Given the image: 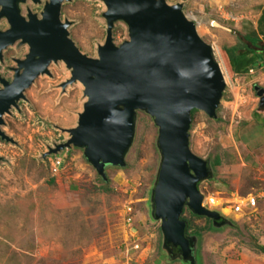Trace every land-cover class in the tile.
Listing matches in <instances>:
<instances>
[{"label":"rangeland","instance_id":"374dc122","mask_svg":"<svg viewBox=\"0 0 264 264\" xmlns=\"http://www.w3.org/2000/svg\"><path fill=\"white\" fill-rule=\"evenodd\" d=\"M39 1L19 2L20 14L25 16L28 8L39 17L47 0ZM164 1L180 6L198 37L212 48L214 60L215 52L246 31L264 5V0ZM104 11L101 0L61 2L59 19L69 23L67 36L87 57L96 58L103 43ZM6 28L1 17L0 31ZM110 34L111 42L120 44L127 40L126 25L114 21ZM26 52V44L17 41L2 49V79L12 78L13 59L22 60ZM47 72L35 77L23 90V99L2 115L0 130L12 142L0 139V264H184L162 248L159 221L150 216L149 196L160 160L151 117L134 112L123 165L105 166L102 179L82 148L69 146L48 154L68 139L66 130L76 125L85 97L77 81L65 84L69 70L61 61L50 62ZM223 78L220 100H232L229 91L235 89ZM243 93L254 97L250 87ZM220 100L214 119L199 110L190 113L188 147L211 168V178L198 182V190L227 206L238 196L264 195V163L242 159V136L253 137L256 127L253 121L241 127L243 119L230 114ZM54 157L61 163L52 174L49 161ZM214 159L218 164L212 166ZM223 213L224 222L213 225L183 207L180 218L186 221L185 235L192 238L194 264H264V196L257 198L253 210L233 214L226 207ZM133 243L137 249L131 248Z\"/></svg>","mask_w":264,"mask_h":264},{"label":"water","instance_id":"95a60500","mask_svg":"<svg viewBox=\"0 0 264 264\" xmlns=\"http://www.w3.org/2000/svg\"><path fill=\"white\" fill-rule=\"evenodd\" d=\"M24 0H0V18L7 28L0 31V51L19 40L27 46L16 60L12 79L0 78V126L2 115L23 99V90L40 74H48L50 62L61 61L69 70L65 84L77 81L85 101L76 125L67 129L68 139L48 150L57 153L69 146L82 148L86 161L104 179L105 166H122L133 136L136 110L148 114L157 127L156 147L160 156L150 191V216L159 221L162 248L171 259L194 264L192 238L185 235L183 207L220 225L224 218L201 205L197 184L211 178L208 162L188 147L191 110L214 119L224 90V78L195 25L180 6L164 0H101L105 11V35L96 58L82 54L68 38V21L59 19L62 1L47 0L39 17L18 12ZM33 3L38 0H30ZM116 20L126 25L127 40L111 42ZM20 69V72L18 70ZM257 109H264V89L253 86ZM0 139L12 142L0 130ZM171 254V253H170Z\"/></svg>","mask_w":264,"mask_h":264},{"label":"crops","instance_id":"0c3cea01","mask_svg":"<svg viewBox=\"0 0 264 264\" xmlns=\"http://www.w3.org/2000/svg\"><path fill=\"white\" fill-rule=\"evenodd\" d=\"M241 35H249L260 41L262 50L255 51L256 53H261V58H256L254 54H248L235 60L234 63H230L223 48H219L215 52V61L218 63L222 74H224L225 81L228 78L233 85V89H235L233 91L231 88L229 91L232 100L222 101L221 99L220 103L229 108L230 114L236 113L238 117L240 116V120L243 119L244 123H242L241 127H248L251 121L254 122L256 127L255 135L247 137L246 133L242 136L244 151L241 152V155L244 160L251 162L254 159H259L261 163H264V109H257L258 99L255 94L253 97L243 93L246 87L252 88L253 91V86L255 85L264 89V5L256 13L254 19L249 21L248 29L241 32ZM235 43L236 40L230 42L227 46ZM237 106L239 111H236ZM245 108L248 110L244 111Z\"/></svg>","mask_w":264,"mask_h":264},{"label":"built area","instance_id":"2783aa9c","mask_svg":"<svg viewBox=\"0 0 264 264\" xmlns=\"http://www.w3.org/2000/svg\"><path fill=\"white\" fill-rule=\"evenodd\" d=\"M60 163H61V160L57 157H54L49 161V170L52 174H54L59 169ZM202 195L203 197H202L201 205L207 209L215 210L219 214L220 213L224 214L223 211L226 207L228 208V211L233 214L242 213L243 210H249V209L253 210L255 208L257 198L264 196V195L256 196L252 194H249L245 197L238 196L237 198H233L229 200L230 203H227L226 204L227 206H222L223 203L217 202L216 198L212 197L211 194L204 195L202 193ZM123 220L127 224L130 221V217L126 214L124 215ZM129 236L132 237L134 236V234L130 233ZM131 248L137 249V244L133 243Z\"/></svg>","mask_w":264,"mask_h":264},{"label":"trees","instance_id":"16d2710c","mask_svg":"<svg viewBox=\"0 0 264 264\" xmlns=\"http://www.w3.org/2000/svg\"><path fill=\"white\" fill-rule=\"evenodd\" d=\"M260 41L249 35H239L236 38V43L231 46H224L223 50L226 53L230 63H234L235 60L245 57L248 54H254L256 58H261V53H256L255 50H262ZM193 110H191L192 112ZM190 112V113H191ZM218 164L217 159H214L212 166ZM260 250L264 252V247H260Z\"/></svg>","mask_w":264,"mask_h":264},{"label":"flooded vegetation","instance_id":"af4514ba","mask_svg":"<svg viewBox=\"0 0 264 264\" xmlns=\"http://www.w3.org/2000/svg\"><path fill=\"white\" fill-rule=\"evenodd\" d=\"M25 1H26V0H24L23 2H20V3H24ZM29 1H30V0H29ZM30 2H31V1H30ZM39 2H40V1L38 0V2H36V3H34V4H38ZM32 3H33V2H32ZM43 3H44V2H43ZM43 3H42V5H41V10H42ZM27 9H28V8H25V16H22V15L20 14V9H19V7H18V12H19V14H20L22 17L26 18V10H27ZM41 10H40V12H41ZM40 12H39V13H40ZM33 14H35V13H33ZM35 16H37V15L35 14ZM37 17H38V16H37ZM16 41H17L19 44H21V45L24 44V43H20L19 40H16ZM16 41H14V42H16ZM14 42H13V43H14ZM13 43H12V44H13ZM12 44H9V45H12ZM9 45H7V46H9ZM24 45H25V44H24ZM7 46H5V47H7ZM5 47H4V48H5ZM4 48H3V49H4ZM1 51H2V49H1ZM1 51H0V54H1ZM26 53H27V52H26ZM16 60H19V59H13V61H14V63H15V67H9V69L12 71V73H14V68H16V62H15ZM18 72H20V69L18 70ZM12 76H13V75H12ZM0 78H1V77H0ZM11 79H12V78H11ZM11 79H10V80H11ZM4 80H5V81H8V82L10 81V80H6V79H4ZM1 87H2V85L0 84V88H1ZM169 250H170L171 255L176 253V248H174V247H170V246H169ZM184 264H185V263H184Z\"/></svg>","mask_w":264,"mask_h":264},{"label":"bare ground","instance_id":"6f19581e","mask_svg":"<svg viewBox=\"0 0 264 264\" xmlns=\"http://www.w3.org/2000/svg\"><path fill=\"white\" fill-rule=\"evenodd\" d=\"M195 31H196V28H195Z\"/></svg>","mask_w":264,"mask_h":264}]
</instances>
